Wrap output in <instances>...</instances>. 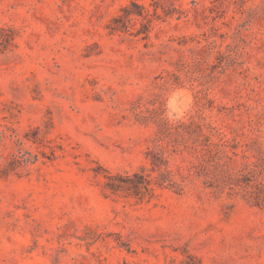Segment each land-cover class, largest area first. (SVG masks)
I'll return each instance as SVG.
<instances>
[{
	"label": "rangeland",
	"instance_id": "rangeland-1",
	"mask_svg": "<svg viewBox=\"0 0 264 264\" xmlns=\"http://www.w3.org/2000/svg\"><path fill=\"white\" fill-rule=\"evenodd\" d=\"M0 264H264V0H0Z\"/></svg>",
	"mask_w": 264,
	"mask_h": 264
},
{
	"label": "clouds",
	"instance_id": "clouds-1",
	"mask_svg": "<svg viewBox=\"0 0 264 264\" xmlns=\"http://www.w3.org/2000/svg\"><path fill=\"white\" fill-rule=\"evenodd\" d=\"M188 106V101L186 98L182 96V94H175L171 97L169 101V109L168 113L169 118H179L184 114Z\"/></svg>",
	"mask_w": 264,
	"mask_h": 264
}]
</instances>
